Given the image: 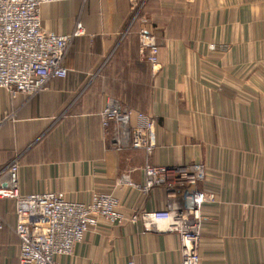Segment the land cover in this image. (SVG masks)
Masks as SVG:
<instances>
[{
	"label": "crops",
	"instance_id": "1",
	"mask_svg": "<svg viewBox=\"0 0 264 264\" xmlns=\"http://www.w3.org/2000/svg\"><path fill=\"white\" fill-rule=\"evenodd\" d=\"M139 1L135 21L130 0L42 6L46 31L71 35L80 23L85 33L70 44L66 78L31 97L0 89V169L18 160L23 195L119 200L124 223L99 218L60 264H178L177 234L130 218L168 205L163 187L141 188L146 165L202 164L216 201L202 209L201 264H264V0ZM143 28L161 48L157 74L140 53ZM111 102L156 119L152 155L114 148L101 118ZM14 210L0 200V264H19Z\"/></svg>",
	"mask_w": 264,
	"mask_h": 264
},
{
	"label": "built area",
	"instance_id": "2",
	"mask_svg": "<svg viewBox=\"0 0 264 264\" xmlns=\"http://www.w3.org/2000/svg\"><path fill=\"white\" fill-rule=\"evenodd\" d=\"M63 1L0 0V89L12 97L35 96L45 91L51 81L67 77L64 61L70 44L85 30L78 23L71 35L48 32L42 26L41 14L44 4ZM130 2L135 21L141 17L144 3ZM139 43L140 53L157 74L161 52L157 37L143 28ZM101 118L105 128L113 129V146L117 151H144L148 156L154 153L157 147L154 117L111 102L102 111ZM7 119L0 118V128ZM19 168L16 159L0 169V200L14 202L13 229L20 240L19 264H60L58 258L72 256L87 233L98 226L99 218L113 225L124 223L120 202L110 193H95L89 203L69 201L59 192L23 195ZM144 172L143 191L163 187L168 205L165 210L134 214L130 221L142 223L145 229L164 225L167 232L179 237L181 261L178 264H201L202 209L216 201L214 194L201 188L206 178L205 167L202 164L146 165ZM121 184L139 187L127 176Z\"/></svg>",
	"mask_w": 264,
	"mask_h": 264
}]
</instances>
